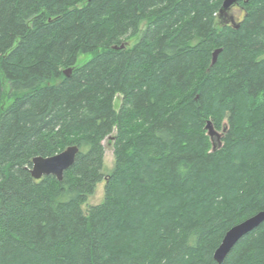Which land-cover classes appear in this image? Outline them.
Returning a JSON list of instances; mask_svg holds the SVG:
<instances>
[{
  "label": "trees",
  "instance_id": "trees-1",
  "mask_svg": "<svg viewBox=\"0 0 264 264\" xmlns=\"http://www.w3.org/2000/svg\"><path fill=\"white\" fill-rule=\"evenodd\" d=\"M222 1L0 0V264H218L264 210V0L233 23ZM71 145L62 180L31 176ZM220 264H264V222Z\"/></svg>",
  "mask_w": 264,
  "mask_h": 264
},
{
  "label": "water",
  "instance_id": "water-1",
  "mask_svg": "<svg viewBox=\"0 0 264 264\" xmlns=\"http://www.w3.org/2000/svg\"><path fill=\"white\" fill-rule=\"evenodd\" d=\"M238 1L239 0H223L219 8V17L225 19L227 12L232 8V6L236 5ZM225 22H227L226 19ZM123 47L124 44H121L120 46H113L114 49ZM220 51L221 48H217L212 52L211 65L216 62ZM63 72L66 76H69L71 73V68H67ZM204 128L206 130V134L209 136V139L212 142V151H214L216 147L214 142L215 140L217 141V148H220L222 145L220 138L224 134V129L222 131H217L213 127L210 120H206ZM78 152V146L71 145L52 156H35L32 159V166L30 169L31 176L35 179H39L44 175H52L55 176L57 180H62L64 171L74 163ZM262 222H264V210L258 211L256 214L246 218L245 220L228 229L222 237L220 244L213 252L214 260L220 264L230 249L236 244V242L243 235L250 232Z\"/></svg>",
  "mask_w": 264,
  "mask_h": 264
},
{
  "label": "rangeland",
  "instance_id": "rangeland-1",
  "mask_svg": "<svg viewBox=\"0 0 264 264\" xmlns=\"http://www.w3.org/2000/svg\"><path fill=\"white\" fill-rule=\"evenodd\" d=\"M240 11L238 6H232V8L227 12V15L225 16V19H227V23H233L234 20H237L238 12ZM232 16L233 20L231 21L229 18ZM241 17V16H240ZM90 58V55H80L78 57V64H81L85 62L87 59ZM120 97L118 96L115 99L114 106L118 107L120 103ZM103 144L105 146L104 150V156H103V174L107 175L109 174L113 167H114V154H113V146H112V139H104ZM103 187H104V181L98 183L96 185L94 194L91 195L88 199L83 208H87L91 205L99 204L103 199Z\"/></svg>",
  "mask_w": 264,
  "mask_h": 264
},
{
  "label": "flooded vegetation",
  "instance_id": "flooded-vegetation-1",
  "mask_svg": "<svg viewBox=\"0 0 264 264\" xmlns=\"http://www.w3.org/2000/svg\"><path fill=\"white\" fill-rule=\"evenodd\" d=\"M239 13V15H241V11H239L238 12ZM231 21L233 20V18H232V16H230V18H229ZM223 20L225 21V19L223 18ZM227 20V19H226Z\"/></svg>",
  "mask_w": 264,
  "mask_h": 264
}]
</instances>
